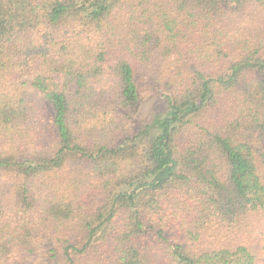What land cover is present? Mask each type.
<instances>
[{"label":"trees","instance_id":"16d2710c","mask_svg":"<svg viewBox=\"0 0 264 264\" xmlns=\"http://www.w3.org/2000/svg\"><path fill=\"white\" fill-rule=\"evenodd\" d=\"M37 257L264 264V0H0V264Z\"/></svg>","mask_w":264,"mask_h":264},{"label":"rangeland","instance_id":"374dc122","mask_svg":"<svg viewBox=\"0 0 264 264\" xmlns=\"http://www.w3.org/2000/svg\"><path fill=\"white\" fill-rule=\"evenodd\" d=\"M152 101H148L144 106L143 109L140 113V118H143L145 116L148 115V113L151 111L152 109V103H150ZM30 264H55L54 262H50V261H45L42 257H37V258H32L31 261L29 262Z\"/></svg>","mask_w":264,"mask_h":264}]
</instances>
